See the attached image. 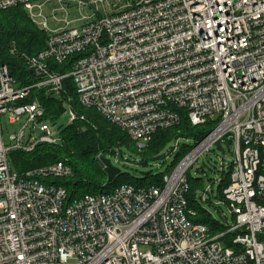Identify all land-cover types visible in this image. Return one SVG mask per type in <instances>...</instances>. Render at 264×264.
Masks as SVG:
<instances>
[{"label":"built area","instance_id":"built-area-1","mask_svg":"<svg viewBox=\"0 0 264 264\" xmlns=\"http://www.w3.org/2000/svg\"><path fill=\"white\" fill-rule=\"evenodd\" d=\"M54 2L51 26L44 11ZM14 6L48 37L37 55H22L34 84L16 86L0 62V264H264V0H0V10ZM72 56L67 71L55 68ZM68 78L79 103L139 150L178 124L181 109L193 125L217 124L161 185L122 183L71 199L39 179L72 176L69 166L19 174L9 157L59 140L42 104L22 100L33 88L58 95ZM70 109L71 122L84 119ZM3 117L22 123L9 144ZM223 141L232 153L221 161L230 172L223 196L234 221L214 232L192 220L188 170Z\"/></svg>","mask_w":264,"mask_h":264},{"label":"trees","instance_id":"trees-1","mask_svg":"<svg viewBox=\"0 0 264 264\" xmlns=\"http://www.w3.org/2000/svg\"><path fill=\"white\" fill-rule=\"evenodd\" d=\"M47 33L37 26L22 6H14L0 10V62L9 66L15 85L25 87L35 83L33 73L26 67L23 54L37 55L47 46ZM75 56L69 58L66 64L56 65L60 72L71 67ZM71 97V99H69ZM39 101L45 109L46 118L56 119L65 109V103L84 119H77L60 129L59 140L54 144H39L32 152H12L10 163L19 174L27 170L38 168L45 164L62 163L69 166L73 175L62 178H40L42 181L64 186L71 199L83 197L86 194L110 191L122 183H132L139 186L150 184L161 185L163 175L151 172L141 176H133L123 172L108 182L107 174L99 162L101 156H115L124 159L120 151L122 145H127L136 153L141 154V164L157 159L160 153L172 141L184 139L194 144L205 137L217 124L208 122L204 125H193L186 110H179L180 122L174 126L158 129L145 149L139 150L136 142L119 125L111 122L93 108L84 107L77 100L73 80H65V88L58 95L39 88H33L23 102ZM220 144V143H219ZM193 146V145H192ZM191 146L185 144L177 154V160L183 156ZM133 153V152H132ZM229 173L222 171L218 186V195L225 202L223 189L229 183ZM189 190L186 195L189 206L196 211L192 218L194 222L207 225L214 232H222L227 226L220 227L219 222L211 213L202 207L197 193L200 191L196 182L189 181ZM203 189V186L200 187ZM205 192V189H203ZM200 194V193H199ZM203 200V197H200ZM229 238V237H228Z\"/></svg>","mask_w":264,"mask_h":264},{"label":"rangeland","instance_id":"rangeland-1","mask_svg":"<svg viewBox=\"0 0 264 264\" xmlns=\"http://www.w3.org/2000/svg\"><path fill=\"white\" fill-rule=\"evenodd\" d=\"M58 5V3L54 2L45 8L44 12L47 16H49L51 26L56 25V23L51 19V11ZM67 6L70 7L71 10H73L71 4L67 3ZM72 14L73 16L75 15L73 11ZM70 111L71 109L67 102L65 103V109L55 120L46 118L45 121L50 122V125H52V129L56 135L59 134L62 127L67 126L71 123L72 117ZM2 125L4 129L5 142L9 144L11 135L21 128L22 123H11L7 117H3ZM31 128L32 125H29L27 129V135L30 134ZM40 134H42V132L39 129H36L34 138H38ZM185 144L192 146L194 145V142L179 139L178 148L171 154L170 151L174 146V141H172L160 153V157H158L157 159L149 160L147 164H141V154L132 151L127 145H122L119 148L120 151L124 154V159H122L121 157L120 159H118L115 156L111 155L109 156V158L112 160V163L115 166L121 169V171L128 172L129 174L136 177L148 172H151L153 174H162L168 172L170 173L172 168L178 162V157L176 158L177 154L179 153V151L181 152V149ZM223 158L226 159V162H229V160L232 158V153L230 151V142L228 141L220 142V144H214L210 147L209 150L200 155L198 160L188 170V179L189 181L199 184L198 189H200V191L197 193V198L200 205L211 213L212 217L219 222L220 227H228L233 223L234 218L229 206L224 201H222L218 195V179L222 175L221 161L223 160ZM202 186L203 189H205V192L207 191L206 193L202 188H200ZM203 196L204 198L203 200H201L200 197Z\"/></svg>","mask_w":264,"mask_h":264},{"label":"water","instance_id":"water-1","mask_svg":"<svg viewBox=\"0 0 264 264\" xmlns=\"http://www.w3.org/2000/svg\"><path fill=\"white\" fill-rule=\"evenodd\" d=\"M99 162L107 174L108 182H112L116 178V176L121 173V169L115 166L110 158L101 156L99 158Z\"/></svg>","mask_w":264,"mask_h":264}]
</instances>
